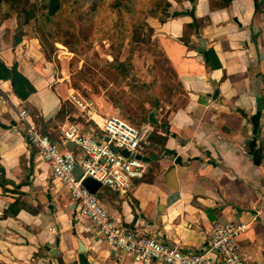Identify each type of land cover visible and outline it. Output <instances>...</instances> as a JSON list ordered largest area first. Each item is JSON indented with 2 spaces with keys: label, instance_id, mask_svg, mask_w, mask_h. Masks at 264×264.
I'll use <instances>...</instances> for the list:
<instances>
[{
  "label": "crops",
  "instance_id": "1",
  "mask_svg": "<svg viewBox=\"0 0 264 264\" xmlns=\"http://www.w3.org/2000/svg\"><path fill=\"white\" fill-rule=\"evenodd\" d=\"M171 10L166 21L148 22L185 99L166 120L156 116L168 131L154 127L166 140L146 145L154 179L137 180L125 193L104 187L97 197L117 222L185 250L206 248L217 221L243 222L240 250L264 264V0H172ZM195 18L199 25L185 43V26ZM3 27L0 56L36 91L22 100L10 81L0 80L7 102L0 110V264H138L80 216L50 164L29 145L20 107L34 111L48 135L58 129L60 140L50 135L57 142L70 123H92L58 117L73 88L36 38L23 37L15 47ZM210 48L222 67L208 64ZM102 102L91 105L97 120L117 115ZM216 261L211 256L209 264Z\"/></svg>",
  "mask_w": 264,
  "mask_h": 264
},
{
  "label": "rangeland",
  "instance_id": "2",
  "mask_svg": "<svg viewBox=\"0 0 264 264\" xmlns=\"http://www.w3.org/2000/svg\"><path fill=\"white\" fill-rule=\"evenodd\" d=\"M64 2L63 15L54 17L48 23L44 22V16L41 15V0H31V3L37 4V16L28 23H25L23 14H18L12 11L10 5H5L0 18L7 14L9 20L5 23L11 22V25H2L5 26L4 38L11 40L15 31L19 30H23V37L36 38L42 54L54 63L69 86L73 88L74 83L78 84L79 88H73V94L87 100L92 106L97 105L95 100L102 99V103L107 104L112 111L116 108L120 116L129 117L130 114L131 120L137 121L151 112L166 120L172 109L182 105L185 95L176 75L169 63L152 50V44L158 50L157 42L132 40L135 27L130 24V20L134 24L145 20V8H150L151 5L149 0ZM70 23L74 28L69 31ZM65 40L71 42V45L64 43ZM115 54L120 55V60L130 62L128 74H123L116 63V66L108 63ZM66 95L64 92L62 96ZM109 96L119 99L126 107H116ZM6 103L5 95L0 92V110ZM22 108L24 107L19 110ZM68 109L69 116L86 114L72 102ZM50 135L60 140L58 129ZM58 143L61 144V141ZM102 190L104 187L99 192Z\"/></svg>",
  "mask_w": 264,
  "mask_h": 264
},
{
  "label": "built area",
  "instance_id": "3",
  "mask_svg": "<svg viewBox=\"0 0 264 264\" xmlns=\"http://www.w3.org/2000/svg\"><path fill=\"white\" fill-rule=\"evenodd\" d=\"M71 101L86 112L83 116L93 124L84 127L78 122L70 123L62 131L61 144L40 131L27 108L19 110V120L28 142L40 158L50 164L54 177L75 201L80 216L88 219L94 231L112 248L132 254L138 264H209L211 256H215L217 264H256L242 254L238 244L239 236L246 230L243 222H215L209 245L202 251H193L156 235H145L112 218L97 197L98 192L92 193L84 180L91 176L101 182V187L127 192L148 172L149 163L137 156L144 155L154 125L148 120L135 126L119 114L99 121L90 113L91 105L87 100L72 94ZM66 140L77 143L76 151L63 146ZM79 149L85 152L80 163L81 177L74 172ZM122 150L129 154L125 155Z\"/></svg>",
  "mask_w": 264,
  "mask_h": 264
},
{
  "label": "trees",
  "instance_id": "4",
  "mask_svg": "<svg viewBox=\"0 0 264 264\" xmlns=\"http://www.w3.org/2000/svg\"><path fill=\"white\" fill-rule=\"evenodd\" d=\"M41 1H43L42 3L43 12H41V15L44 16V22L48 23L51 20H53L54 17L63 15L64 9H65L64 0H41ZM189 1L194 2L195 0H189ZM150 2H151L150 8H147V7L145 8L147 15L145 17V20L142 23L134 24L132 20H130V24L135 27L133 30L132 40H141V41H148V42L155 40L158 44V40L156 38H153L155 35V29L153 26L149 24L148 19L150 17H155V18H158L160 21L164 22L170 17L174 16V12H172L171 10L172 0H149V3ZM5 5H10L12 8V11L18 14H23L25 16V23H28L29 21H31L37 16V11H36V8H38L37 4L31 3V0H0V13L2 12ZM8 18L9 16L7 14L5 17L0 18V27L4 25L7 20H9ZM197 24L199 25L197 19L195 18L194 22L189 23L185 26L184 35L183 37H181V40L183 42L188 43L190 41L191 34L195 32ZM69 26H70V28H68L69 31L70 29L73 30L74 28L73 24L70 23ZM22 40H23V30H19V32L15 31V34L12 37V45L15 47L18 46L22 42ZM64 43H66L67 45H71V42L66 41V40ZM151 46L153 47L152 50H155L157 53H159L160 57H162L163 60L169 63L168 57L159 47V44L157 47L158 50L154 48L155 44H152ZM206 55H207V60H208V64L210 65V67H213V68L222 67V63L213 48L208 49L206 51ZM108 63L110 65H113V64L115 65L116 63V65L121 69L122 73L125 75L128 74L130 71L129 70V67L131 66L130 62H127L125 60H120L119 54H115L113 60ZM169 66L172 69V66L170 65V63H169ZM174 74L176 75V73ZM0 80L10 81L15 95L22 100H26L32 93L36 91V88L30 82V80L18 70L17 65L9 66L1 56H0ZM73 88H76V89L79 88L78 84L74 83ZM109 98L116 107H119V108L126 107L121 104L119 99L114 98L113 96H109ZM70 105H71V102L69 100L64 102L58 114V117L60 119H64V117L70 111L68 109ZM127 111H130V110L127 109ZM32 115L36 119H38L37 114L32 113ZM83 115L84 114H80L78 116L77 114H75L69 117H71L72 121L84 122ZM128 115L130 118L125 117V116L123 118H125L126 120H128L130 123H132L135 126H139L142 122L148 121V118H149V114L147 113L146 116H144L143 118H140L137 121H133L131 120L132 116L130 114ZM91 123L93 124V121H91ZM153 125L155 128L161 127L164 130V132L168 131V127L165 122H158L157 124H153ZM40 130L43 131L41 126H40ZM166 137H167L166 135L159 134L157 130H154V132L150 134L148 141L152 140V141L164 143L166 140ZM153 179H154L153 172H151V170H148L146 176L142 179V181L151 182L153 181Z\"/></svg>",
  "mask_w": 264,
  "mask_h": 264
},
{
  "label": "water",
  "instance_id": "5",
  "mask_svg": "<svg viewBox=\"0 0 264 264\" xmlns=\"http://www.w3.org/2000/svg\"><path fill=\"white\" fill-rule=\"evenodd\" d=\"M149 121H151L152 123L154 124H157L158 123V120L154 114V112H151L149 114V118H148ZM63 146L67 149H69L70 151H76L77 149V143H75L74 141L72 140H66L64 141L63 143ZM113 148L117 151L118 148H116L115 146H113ZM122 152L125 154V155H128L129 152L127 150H122ZM85 156V152L82 150V149H79L77 150V159H78V164L76 165L75 167V174L78 176V177H81L82 174H83V171H82V168H81V161L83 160ZM137 157L149 162L152 160L151 156H142V155H138ZM84 185L94 194H96L98 192V190L101 188L102 184L101 182H99L98 180H96L95 178L89 176L87 178H85L84 180Z\"/></svg>",
  "mask_w": 264,
  "mask_h": 264
}]
</instances>
